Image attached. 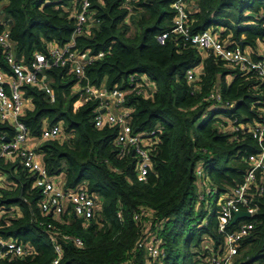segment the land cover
Segmentation results:
<instances>
[{
  "label": "trees",
  "instance_id": "16d2710c",
  "mask_svg": "<svg viewBox=\"0 0 264 264\" xmlns=\"http://www.w3.org/2000/svg\"><path fill=\"white\" fill-rule=\"evenodd\" d=\"M6 1L3 15L16 58L29 63L35 53L46 55L50 46L62 47L71 41L77 0ZM173 1L136 0L128 18L118 0H91V19L96 26L74 38L76 51L105 53L85 68L82 83L98 86L105 80L108 89L125 88L129 76L138 74L152 87L151 93L129 95L125 104L131 109L133 133L153 139L148 148L151 169L146 182L136 180L132 155L118 156L113 144L117 128H94L96 102L76 105L77 96L72 91L75 78L69 70L46 72L54 90L53 103L43 91L23 88L30 109L22 122L30 136H40L43 119L49 125L61 124L66 135L61 142H44L38 148L48 174H63L68 188L84 183L89 194L101 198L102 205L88 222L43 217L38 212L39 193L32 189L33 178L21 166L0 158V174L7 176L0 190V214L6 212L0 215V237L32 249L24 259H3L0 264L52 263L56 255L40 222L53 225L62 252L58 264H120L130 257L135 258V264H144V253L135 245L146 229L160 241L163 264H178L181 247L201 256L204 236L214 246L222 243L215 205L206 210L200 203L201 221L208 215L206 225L185 235L194 200V170L203 163L218 193L244 183L250 169L247 158L259 148L250 135L234 139L235 134L223 132V127L231 121L258 123L264 88L253 73L241 72L212 53L183 47L176 37L158 44L156 35L172 27ZM185 4L192 34L218 30L227 47L239 46L248 50L253 60L258 59L257 48L264 47V0H185ZM195 69L199 70L196 79L188 82L187 71ZM0 70L9 71L1 48ZM212 92L219 94V101L208 99ZM12 135L11 127L0 123V142ZM256 177L260 183L259 174ZM255 185L251 193L257 211L246 219L253 230L241 242L236 258L240 264H264V193L258 196ZM141 207L151 214L150 226L133 219ZM14 208L19 209V216L11 211ZM236 224L227 230L233 231ZM65 235L79 238L83 247L76 248L63 238Z\"/></svg>",
  "mask_w": 264,
  "mask_h": 264
},
{
  "label": "built area",
  "instance_id": "2783aa9c",
  "mask_svg": "<svg viewBox=\"0 0 264 264\" xmlns=\"http://www.w3.org/2000/svg\"><path fill=\"white\" fill-rule=\"evenodd\" d=\"M127 16L133 14V5L136 0H118ZM78 7L74 11L75 29L71 41L62 47L52 45L47 54L35 53L29 63L18 59L14 53V46L9 38V28H5L0 22V48L4 53V59L9 71L0 70V123L7 124L13 130V135L5 142L1 138L0 158L26 170L33 178L32 189L39 193L38 212L41 216H50L53 220L69 221L71 217L88 222L99 212L102 200L100 197L89 194L84 183L74 188L66 187L65 178L60 175H49L42 165L39 146L48 141L61 142L66 135L61 124L49 125L46 119L42 120L41 133L36 139L29 134L28 128L22 122L26 110L30 109L28 100L24 97L23 88L31 87L43 91L50 103L54 102V90L50 87V81L46 75L50 69H67L75 78V86L72 91L77 96L76 105H85L95 101L97 106L94 111L93 126L96 129L102 127H116L117 135L113 144L119 157L132 155L136 160L135 177L138 182H146L151 169L150 148L153 139L148 135L134 134L130 125L131 109L126 107V99L129 95H145L153 91L143 75L129 76L125 88L108 89L105 84L94 86L85 79L84 70L94 61L102 59L104 52L90 55L88 52L74 49L76 36L82 35L87 24L91 21V0H77ZM171 9L174 13L172 27L166 33L156 35L158 44L164 45L170 37L179 39L181 46L194 47L201 52L212 53L216 58L226 64L239 69L241 72L253 73L264 88V47L258 51V59L253 60L248 50H242L239 46L229 48L220 39L219 31L211 29L192 34L189 24V12L185 0H174ZM199 73L198 69L187 71L186 79L192 82ZM208 99L219 101L218 93L212 92ZM102 111V112H101ZM223 127V132L237 135L248 134L254 139L259 152L247 158L250 169L247 171L244 183L234 190L218 193L217 188L210 184L203 163H198L194 170L195 188H197V202L203 203L205 209H211L215 205L214 213L217 232L223 236V241L218 246L209 248L201 243L203 253L194 258L193 264H240L236 258L241 242L251 235L253 225L246 219L240 220L233 231H228L233 215L236 212H247L250 219L257 209L253 204L251 187L257 186L256 193H264V106L262 118L252 125H240L236 121L228 122ZM259 174L257 182L256 175ZM254 195V194H253ZM6 212H1L0 215ZM120 218V215H117ZM65 217V218H64ZM150 212L141 207L133 215V219L140 225H151ZM67 222V221H66ZM203 222V221H202ZM65 223V222H64ZM164 223V222H163ZM162 223V224H163ZM39 227L49 237L55 252V259L51 264H58L61 259V249L56 241V233L53 225L48 222H40ZM206 225V222L203 223ZM76 248H82L83 243L79 238L63 236ZM136 250L144 253V264H163L165 255L161 250L160 241L149 233L147 229L141 239L136 242ZM32 254L29 245L17 243L12 239L0 237V260L24 259ZM120 264H135V258H128Z\"/></svg>",
  "mask_w": 264,
  "mask_h": 264
},
{
  "label": "rangeland",
  "instance_id": "374dc122",
  "mask_svg": "<svg viewBox=\"0 0 264 264\" xmlns=\"http://www.w3.org/2000/svg\"><path fill=\"white\" fill-rule=\"evenodd\" d=\"M72 94V93H71ZM198 190L197 188H195L194 191V200L193 203L191 205V211L189 212V214L187 215L186 218V228H185V235H187L189 233V231H194L196 232L198 230L199 227H201L203 225V223L206 221L208 215H206L204 217V221H201V211L200 208L197 206V202L195 203V199L197 196ZM206 238V237H204ZM203 238V239H204ZM202 246H208L209 248L213 247V243L206 238V240L204 239V245ZM194 253H193V249H186L184 250L182 247L178 252V258H177V263L178 264H193L194 261Z\"/></svg>",
  "mask_w": 264,
  "mask_h": 264
},
{
  "label": "crops",
  "instance_id": "0c3cea01",
  "mask_svg": "<svg viewBox=\"0 0 264 264\" xmlns=\"http://www.w3.org/2000/svg\"><path fill=\"white\" fill-rule=\"evenodd\" d=\"M6 5H7V1L6 0H0V22L2 23V25L5 28H8V25H7L8 21L5 20L4 15H3V9L5 8ZM93 26H96V25L93 22L90 21V23L87 24L86 28L90 29ZM261 48L262 47H259V48H257V50L259 51V50H261ZM102 83L106 85L105 80ZM60 176H61V178H65L63 174H60ZM6 179H7V176L5 177L4 175L0 174V190L5 187ZM196 198H197V196H196ZM196 202H197V200H196ZM199 204L200 203L197 202V206L198 207H199ZM14 209L15 210H11V211H15L16 212V216H19L20 215L19 209H17V208H14Z\"/></svg>",
  "mask_w": 264,
  "mask_h": 264
},
{
  "label": "water",
  "instance_id": "95a60500",
  "mask_svg": "<svg viewBox=\"0 0 264 264\" xmlns=\"http://www.w3.org/2000/svg\"><path fill=\"white\" fill-rule=\"evenodd\" d=\"M101 112H102V111H101ZM4 141H5V142H8L9 139L6 138V139H4ZM241 219H250V215H249L247 212H241V211L236 212V213H234V215H233V218H232V221H231L230 225H231V226H232V225H235L236 222H237L238 220H241Z\"/></svg>",
  "mask_w": 264,
  "mask_h": 264
}]
</instances>
